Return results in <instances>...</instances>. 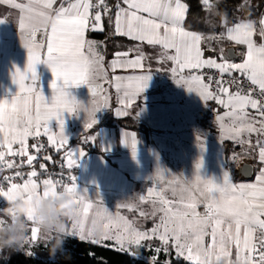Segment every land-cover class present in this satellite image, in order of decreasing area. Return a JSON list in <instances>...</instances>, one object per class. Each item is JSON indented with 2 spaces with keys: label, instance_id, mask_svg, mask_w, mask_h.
I'll return each instance as SVG.
<instances>
[{
  "label": "snow or ice",
  "instance_id": "snow-or-ice-1",
  "mask_svg": "<svg viewBox=\"0 0 264 264\" xmlns=\"http://www.w3.org/2000/svg\"><path fill=\"white\" fill-rule=\"evenodd\" d=\"M0 5H10L18 12L20 37L28 51L26 68L22 71L17 67L13 74L19 91L11 101L0 100V196L13 200L22 195L31 204L57 192L75 193L81 218L71 223L72 235L93 243L114 241L121 252L136 254L134 247L155 239L161 245L155 247V253L167 254L172 249L177 260L187 264H264V13L254 18L251 0H240L232 10L239 16L220 11L221 0H201L208 32L185 26L190 10L187 0H0ZM106 25L114 35L132 42L124 51L113 53L107 69L101 52L104 43L89 38L90 33L104 32ZM225 40L243 46L239 62L223 47H209ZM144 44L160 49L157 63L170 65L168 72L178 85L197 93L205 103L215 101L221 106L222 113L218 111L215 116L221 138L244 149L243 154L254 160L258 173L255 182L237 184L225 172L222 182L217 183L200 175L202 159L192 180L158 166L151 178L155 187H148L135 203L118 205L135 210L140 218H151V229L119 212H110L102 201L94 202L89 190L81 189L77 176L70 171L67 176L64 171L53 176L48 174L47 163H39L52 161L51 155H42L46 153L45 144L39 140L43 136L48 146L63 151L62 169L78 166L86 153L82 148L69 147L64 114L86 112L85 129H92L98 123L97 112L109 107L104 84L115 90L120 105L116 114L128 115L127 109L151 80ZM206 50L215 55L205 56ZM40 63L47 64L54 76L51 103L36 84ZM205 70H213L215 75ZM121 71L134 74H116ZM81 84L89 86L94 98L91 106L67 91ZM54 119L58 130L50 127ZM202 136L198 134L203 150ZM95 141V135L84 137V143ZM122 142L135 158L139 143L136 134L125 132ZM239 155L234 153L231 159L236 161ZM25 167L27 172L22 171ZM6 171L12 174H2ZM145 204L150 205V211L140 207ZM97 219L104 222L100 236L93 233ZM4 223L0 216V225ZM41 244L47 246L48 241L32 227L22 249L33 255V248ZM152 264H159L157 256H153Z\"/></svg>",
  "mask_w": 264,
  "mask_h": 264
},
{
  "label": "crops",
  "instance_id": "crops-1",
  "mask_svg": "<svg viewBox=\"0 0 264 264\" xmlns=\"http://www.w3.org/2000/svg\"><path fill=\"white\" fill-rule=\"evenodd\" d=\"M261 13H264V7ZM0 19L5 20L4 23H0V100L11 101L19 91L18 85L13 82V74L17 67L22 71L26 68L28 51L20 37L18 12L10 5H0ZM89 38L98 41L92 37V33L89 34ZM209 47H223L225 51L229 47H234L238 55V58L234 59L236 62H239V53L243 50V46L234 45L227 40L222 43L213 42ZM126 48L117 51H124ZM142 50L146 57V68L152 71L151 80L136 103L127 109V116L116 114L120 105L114 88H109L107 84H104V90L109 97V107L97 112L98 123L92 129L87 131L85 129L86 112L80 111L78 115L64 114L65 134L69 137V147L73 150L82 148L86 153L84 157L79 158L78 166L74 167L81 189L87 188L88 195L94 202L102 201L104 207L116 213L120 210L118 205L133 201L135 203L140 195L146 194L148 187L156 186V181L151 178L155 176L158 166L169 170L173 175L182 174L187 180H192L197 172V164L202 159L203 166L199 169V173L204 179H214L217 183H221L224 173L228 172L233 182L237 184L255 182V175L258 173L254 160L243 154L245 150L240 146L227 138H221L215 120L216 102L205 103L197 93L189 92L186 87L178 85L168 72L170 65L157 63L156 57L160 51L158 47L144 44ZM101 52L105 57L104 66L107 69L113 54L106 55L105 48H102ZM214 55L215 53L211 51H205V56ZM37 73L40 77L36 82L37 87L42 89L48 102L51 103L53 73L44 63L37 65ZM116 74L134 73L121 71ZM108 75L111 78V70L108 71ZM67 91L78 101L91 106L94 98L87 84L71 86ZM220 110H223L221 106L218 108V111ZM126 117L139 124L135 122V128H128L118 123L120 119ZM50 127L58 130V121L55 119L51 121ZM125 132H134L139 141L135 158L132 156L131 149L122 142ZM198 134H203V150L198 141ZM87 135H95V143H84V137ZM237 148L241 149L240 153L236 152ZM234 153L240 154L236 163H233L231 159ZM52 155V159L54 157L64 162L63 151L57 152L54 149ZM224 159L228 160L229 166L225 167ZM246 162L254 166L253 177L242 178L237 176L236 171L237 178H242L244 181L233 179L231 168L240 167ZM140 207L146 211L151 210L150 205L147 204ZM135 213H137L135 210L129 212L132 218L136 215ZM135 221L144 229H151L153 226V222H146L145 219ZM8 225L10 223L5 219V223L0 227ZM48 235L50 237L52 234ZM70 237L80 239L74 235ZM97 244L117 247L111 240H101ZM36 247L32 250L33 255H35ZM21 250L26 253L25 250L19 249ZM171 252V255L176 258L172 249Z\"/></svg>",
  "mask_w": 264,
  "mask_h": 264
},
{
  "label": "trees",
  "instance_id": "trees-1",
  "mask_svg": "<svg viewBox=\"0 0 264 264\" xmlns=\"http://www.w3.org/2000/svg\"><path fill=\"white\" fill-rule=\"evenodd\" d=\"M240 0H221L222 7L220 11L228 10L230 15L239 16L240 13H233L232 10ZM190 10L187 15L185 26L192 30L208 32L204 26V18L207 12L201 5V0H187ZM253 8L250 10L254 18H258L264 7V0H251ZM244 15H248L245 12ZM219 31V29H217ZM92 37L104 43L106 55L111 56L113 52L126 48L131 41L113 34L110 27L106 25L105 31L101 33H92ZM136 122V121H135ZM131 118L126 117L118 121L119 124L128 128H135V123ZM136 124H139L136 122ZM145 255H151L152 250L145 251L146 248L139 249ZM35 255H28L23 251H15L10 254L3 252V259L0 264H152L151 261L141 257L134 256L127 251L121 252L111 246H105L93 243L87 240H81L75 237H68L63 245V250L52 257L49 253V247L40 245L34 249ZM166 260L172 261V264H187V261L177 260L173 255L169 258L166 253H160L159 264H165Z\"/></svg>",
  "mask_w": 264,
  "mask_h": 264
},
{
  "label": "clouds",
  "instance_id": "clouds-1",
  "mask_svg": "<svg viewBox=\"0 0 264 264\" xmlns=\"http://www.w3.org/2000/svg\"><path fill=\"white\" fill-rule=\"evenodd\" d=\"M7 201L8 205L0 209V213L12 223L7 227H0V252L7 250L10 254L22 249L29 241L30 229L37 227L42 239L48 241L50 255L55 257L57 252L63 250L65 240L73 236L71 223L78 222L81 218V205L75 193L61 191L38 202L34 199L31 204L22 195ZM103 232L104 222L97 219L93 233L100 236ZM49 233L52 234V239H49Z\"/></svg>",
  "mask_w": 264,
  "mask_h": 264
},
{
  "label": "built area",
  "instance_id": "built-area-1",
  "mask_svg": "<svg viewBox=\"0 0 264 264\" xmlns=\"http://www.w3.org/2000/svg\"><path fill=\"white\" fill-rule=\"evenodd\" d=\"M205 71L206 72H211L213 75H215V72L213 70H205ZM39 140H40L41 143H44L45 146H46V153H42V155L43 154H47V155H51V157H52L53 156L52 154L54 153V148L51 147V146H48V143H47V140H46L45 137L42 136V137L39 138ZM32 142L33 141L30 139L29 140V145H31ZM30 151H31V149H30ZM240 151H241V149L240 148H237L236 152L237 153H240ZM237 161H238V159L236 161H233L232 160L233 163H236ZM39 163H47L48 174H50V175L57 176V174L60 173L61 171H64L65 176L68 175V172L69 171L71 172V174L75 175V171H76L75 168H73L71 170H64V169H62L61 165L64 162L61 161V160H57L54 157H53L52 161H50V162H46V161L41 160V161H39ZM37 168H38V164H37ZM28 170L29 169L27 167H25L24 169H22V171H24V172H27ZM2 174H4V175H11L12 173L6 171V172H4ZM7 205H8V201L6 200V198H4L3 196H0V209L5 208ZM2 215L3 214L0 213V216H2ZM4 218L7 221H9L10 224L12 223V221H10L7 217H4Z\"/></svg>",
  "mask_w": 264,
  "mask_h": 264
},
{
  "label": "rangeland",
  "instance_id": "rangeland-1",
  "mask_svg": "<svg viewBox=\"0 0 264 264\" xmlns=\"http://www.w3.org/2000/svg\"><path fill=\"white\" fill-rule=\"evenodd\" d=\"M218 108H219V106L218 105H216L215 106V113L217 114V111H218ZM211 111H212V108H211ZM222 111L223 110H220L219 112H221L222 113ZM215 114V115H216ZM218 127V126H217ZM217 141H218V138H217ZM225 160V167H227V165L229 166V164H228V160L226 161V159H224ZM239 167V166H238ZM238 167L236 168H231V173H232V177H233V179H239V181H244L242 178H237V176H236V171H237V169H238ZM227 169V168H226ZM127 202H128V200H127ZM132 203H134V201L132 202ZM117 210V209H116ZM127 211V209H124V208H120V210L119 211H117V212H119V213H121L122 215H125V216H128L130 219H134L135 218V220H137V219H144V218H140L138 215H137V213H135L136 215L132 218V216H130V214H129V212L131 213V212H133V211H128L127 213H125ZM124 213V214H123ZM145 221L146 222H153L152 221V219L151 218H148V219H145ZM49 239H52V235L49 237ZM54 242V241H53ZM42 245H44V244H42ZM45 246V245H44ZM48 246V245H47ZM158 246H161L160 245V242L158 241V240H155V239H153V240H149V241H146V242H142V246L141 247H139V248H136V247H134L133 248V251L134 252H136V254H133L134 256H137V257H141V258H143V259H146V260H149V261H151L152 262V258H153V256H157V258H159V255H160V253L159 254H157V253H155L154 252V249H155V247H158ZM141 248H146V250L145 251H149V249L150 250H152V254L151 255H145V254H143L142 252H140V250L139 249H141ZM116 249H118V247H116ZM19 251V250H18ZM22 251V250H21ZM161 253H164V252H161ZM171 249H169V252L167 253V255H169V258H171Z\"/></svg>",
  "mask_w": 264,
  "mask_h": 264
},
{
  "label": "water",
  "instance_id": "water-1",
  "mask_svg": "<svg viewBox=\"0 0 264 264\" xmlns=\"http://www.w3.org/2000/svg\"><path fill=\"white\" fill-rule=\"evenodd\" d=\"M226 54L229 55L232 59H237L238 55L234 47H229L226 50ZM254 175V166L251 163H243L237 170V176H240L245 179H250Z\"/></svg>",
  "mask_w": 264,
  "mask_h": 264
}]
</instances>
